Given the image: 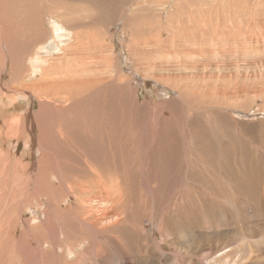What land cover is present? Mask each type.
<instances>
[{"label":"bare ground","instance_id":"bare-ground-1","mask_svg":"<svg viewBox=\"0 0 264 264\" xmlns=\"http://www.w3.org/2000/svg\"><path fill=\"white\" fill-rule=\"evenodd\" d=\"M136 1L137 0H135L134 3H136ZM169 1L165 2L163 0L162 2L160 0L159 2V0H156L155 2L153 1L152 5H149L151 10L154 11L153 13H157L160 7H162L161 9H164L169 6L170 10L166 15L167 19H165L167 22H164L163 16L158 14V23L155 22L157 26L152 28L148 24L150 32L154 30L156 33L152 35L149 32L152 36L149 35L150 37L144 38L139 37L140 40H137L136 42L134 40L135 43L130 47L131 50L129 52L133 53V59L136 62L135 68L137 72L134 67V71L129 72V74L124 72L123 68H121V57L117 53H114L112 47L104 45L101 40L95 42L92 37H89L92 38V41H86L85 38H87L88 35L86 30H84L82 25H80L82 22L78 20L80 18L76 15L78 17V22L73 26L67 21L68 18L66 17L65 12L50 11L49 13V22L50 24H53V33L48 35L50 36V39H54L55 35H58L67 36L66 40H70L58 49L60 51V55L57 54L58 56H54L49 54L52 53V49L47 50L49 47L48 43H45L44 38L47 33L43 31H35V24L33 25L32 23L31 25H33V28L29 29L33 31L32 34L37 33L41 37L42 41L35 45L30 55L25 56L24 61L22 58L20 61L18 60L17 63L20 64V67H25L24 64H27L26 66L29 75H33L32 73L42 75V83H39V87L43 85L45 86V84L47 85V82L49 83L48 86L54 87L53 92L50 87L47 90L48 94L49 92L53 93L52 99L45 101L44 99H47L48 95L46 96L43 94V96H41V103L46 106L44 107V112L49 111L50 109L56 118L63 119L60 122L61 127L59 126L62 131V136L57 135V132L60 131H54L55 137L52 142L53 148L50 144H43L40 137L35 140L36 145L41 146L42 148L49 146L51 149H57L59 145L64 147L71 146L72 144L76 145V140L73 136L75 134H79L84 137V142L88 146H90L92 142L98 141L103 145V147L109 148V150L111 148L115 149L117 144L114 139V135L119 128V124H121L120 126H122V129L126 130V126L128 124L127 121L133 123L135 120V124L133 127H130L128 134L137 138V140H134L135 149H140L141 157L144 161L141 169L142 177L141 180H139L145 193L144 196L146 195L145 197H148L149 194L157 195V193L160 192L162 194L163 202L168 196L179 197L182 202L181 205L183 204L186 207L187 203H190V206L197 210V207H202L203 204L210 203L207 196L211 198L212 201L215 200L217 202H219L216 200L217 198H230L226 195L221 196L219 194L225 193V191L217 189L218 191L215 192L214 189H216V187L213 186L211 182L206 181L207 177L216 171L222 176L227 177V179L228 176L232 178L231 175H228L223 171V166H221V159L225 153L222 149H244V147H239L233 141L228 132L229 126L225 125L224 121H229L235 118L231 112H233L237 106L244 108L245 104L251 102V100L254 104L259 98H264V0H196L198 3H193V0H183L182 2L184 4L181 2V5L184 7L181 8V10L180 5L177 3L178 0L174 1L172 6L168 5ZM138 7L139 4H134L132 12L133 9H138ZM173 11L179 13L177 17L176 14H173ZM123 12L124 13L121 15L120 22H124L125 24L124 14L127 12L124 10ZM39 14L42 19L39 18V22L37 23L40 25L38 27H43L44 15L43 12H39ZM120 14H122V12ZM64 23H66L65 26L63 25ZM126 24L128 23L126 22ZM81 27L82 30L80 29ZM145 27L143 28L146 29ZM8 28L9 26L5 27L4 24L2 25L1 23L0 47H2L1 49L3 50H5L4 42L7 38L5 36L7 34H11ZM75 28H78L79 30L76 31ZM130 33L134 37L133 39L140 36L137 33L135 34L133 30L130 31ZM165 35H167V37H165ZM62 40L65 41L63 38ZM96 40H99V38H96ZM51 43H53V41ZM90 45H94L93 48L97 49V54H89L91 52L87 50L92 48ZM4 53V51L2 52L0 50L1 63L3 62V66L5 65L6 67L8 64V57L10 58V55L7 56ZM45 54L49 55L45 56ZM18 68L19 67L16 68V71H18ZM131 69L132 68H130V70ZM145 77H150L154 82L170 89L173 95L162 100L154 99L150 95L141 99L138 92L139 87L136 85L135 81L138 82ZM132 83H135L136 86L129 88V85H132ZM21 84V86L25 85L23 83ZM33 84H31L32 87L29 86L30 84L28 86L26 84L23 87L19 86L20 88H17L18 86L14 85H12V88H8L9 91L13 93L16 92L18 95L19 92H28L31 90L36 91L37 95L38 93L41 95V93L46 92L43 88H41V90L44 92H40L41 90L37 91V89H35V85L33 86ZM135 88H137L136 92ZM2 93L3 91H0V97L2 96ZM172 113H177L176 115H178V117L174 119ZM40 117L43 118V115H40ZM22 119L23 118H19L18 120L15 119L14 121L11 119L12 121H9V130L14 135L17 134L16 137L24 136V134H21L22 131H24L22 128L23 124H25L24 122L29 123L30 121L25 118L23 122ZM120 119L122 120L119 121ZM236 119L239 118L236 117ZM38 122L39 120L37 121L36 126H38ZM131 125L129 124V126ZM121 135H124V133ZM122 145L123 147H126L124 142ZM78 148L81 149L80 147ZM245 148L249 149L248 146ZM170 149H180V158L178 161H173V163L168 166L165 163V159L174 154L173 151L169 152V154L172 153L170 156L167 154V151H170ZM196 149H206L211 156H214V154H220L219 160L215 164L202 165L199 163ZM47 158H49V156ZM131 159L132 158H130V160ZM63 161V154L59 157L56 155V164L51 162L52 164L49 163V165L53 166L54 177L58 180L60 187L66 190V197L71 196L75 201L74 204L69 203L67 207L74 209L73 215L75 221H79L84 227H86L89 233L91 232L94 237L103 236L99 229L100 225L105 224V227H107V225L108 227H115L119 224L118 220H115L112 223L110 221H112L115 216L117 217L119 215L116 204L118 202H122L125 190L127 189L124 188L122 181L118 179L119 177H115L111 170L109 172L111 179L108 180L109 174H103V172L99 171L98 168L95 170L93 169L96 175L94 176L96 178L92 181L93 184L81 181H77V184H73L71 183L72 181L69 182L66 179L67 175L65 176V170H63L62 175L61 165ZM112 161L115 165L117 164V161L114 159H112ZM41 162L44 161H40V163ZM87 162L88 160L85 159L84 164L87 165ZM146 162H150L151 169H148ZM136 163L138 162L136 161ZM55 166H57V169ZM37 168H39V172L37 175H34L35 178L33 181L31 180V182L34 185V191L43 194L47 185L45 180H42V175L44 174L40 170L42 169V166L38 165ZM137 171L138 170H136V172ZM45 177H47L46 174ZM151 177L157 179L158 183L155 187L151 185ZM29 188L30 187H28V189ZM249 188L253 189V185ZM75 189L81 193V196L76 193ZM250 189H248V193ZM212 191H214L212 194L213 196L211 195ZM229 195L237 196L238 198L243 197L241 193L236 190L229 193ZM1 196H4V194H1ZM54 198L55 197H53V199ZM31 199H33V197ZM11 201L14 202V200ZM154 204L155 203L153 202V205ZM48 207L50 210H54L56 205L49 201ZM206 207L208 206L206 205ZM82 208H84L85 213ZM221 212L222 204L219 206V213L215 211L218 215H215L214 217H218V219L223 222L225 221V218ZM53 213L54 212L51 213V216ZM82 213L85 214V217ZM10 214L11 212L9 215ZM15 215L16 214H13V216ZM18 217L20 219V216ZM54 218H56V214L52 216V219L43 222L42 227H47L48 232L46 233H49L51 238L50 245L52 247L50 249L52 250L51 254L54 258L52 259V264H65L66 262H69V260H66L64 255L60 256L58 254V247L60 244H58L60 228ZM28 219H30V217ZM188 219H190V215L187 213L185 215V220ZM202 219L203 217L201 216V220ZM206 219L207 220L200 225L211 231L214 222L210 218ZM29 223L30 221L28 224ZM173 223L175 226L186 228L187 231H185V233L198 230V225L195 222L191 225L189 223L184 225L180 220L176 219ZM28 224L26 223L24 226ZM44 230H41V232ZM5 231L6 230H4V232ZM171 232V235L175 236L173 231ZM61 234V236H63L65 233ZM112 239L113 238H111V240ZM163 243L157 240L154 244H152L153 252H150L149 254V258H151L153 253L156 255L155 261L157 264H160V261L166 264H174L178 259H181V262L190 260L192 264L193 261L190 255H197L200 264H218V260L215 256L210 258L212 254L206 256L200 254L199 251L194 252L191 249V246L187 244L186 250L178 247L176 249L173 248L174 252L172 255H169L165 260L161 259L162 254L164 253V248L166 249V245ZM223 245H225V242H223ZM91 247L95 248V246ZM30 248L32 249L31 251L20 249V254H18L21 255V253H24L27 263L42 264V260H44L42 259L44 256L42 245L37 242L35 246ZM65 248L66 247H64V249ZM69 248V253L73 254L74 252H77L76 247ZM93 251H95V249H93ZM170 258L172 259L169 260ZM226 262L228 261L221 258V264H226Z\"/></svg>","mask_w":264,"mask_h":264},{"label":"rangeland","instance_id":"rangeland-1","mask_svg":"<svg viewBox=\"0 0 264 264\" xmlns=\"http://www.w3.org/2000/svg\"><path fill=\"white\" fill-rule=\"evenodd\" d=\"M153 1L155 2L156 0H137L136 3L139 4V7L138 9H133L132 12L134 4L137 5L134 3L135 0H40V2L39 0H0V26L1 23L2 25L4 24L5 27L9 26L8 30H10L11 33L10 35L7 34L5 36L7 37L6 41H8H5L6 43L4 42L5 50L1 49L2 47H0V50L2 52L4 51L5 55H10V58L8 57V64L6 67L5 65L3 66L4 63L2 62V64L0 60V91H3L1 94L2 96L0 97V193L2 195L4 194V196H1L0 194V241L2 240L0 242V264H31L27 263L24 253L19 255L20 249L31 251L32 249L30 247L35 246L37 242L42 245V250L44 251V256L42 258L44 260H42V264H52V259L54 258L51 254L52 250L50 249L52 247L50 245L51 238L49 233H46L48 232L47 227H42V224L43 222L52 219V216L55 214L56 218H54V220L60 228L58 241V244H60L58 247V254L60 256L64 255V258L69 260V262H66L65 264H157L155 261L156 255L154 253L151 255V258H149L150 252H153L152 244H154L157 240L161 241V243L165 241L163 244L166 245V249L164 248V253L161 257V259L164 260L169 255H172L174 249L177 247L186 250L187 244L191 246V249L194 252L199 251L200 254L206 256L212 254L210 258L215 256L218 260V264H221V258H224L225 261H228L226 264H264V98H259L254 104L251 100V102L245 104L244 108L237 106V108L231 112L235 118L229 121H224L225 125L229 126L228 132L233 141L239 147H244V149H222V151L225 153L221 159V166H223V171L226 174L231 175L232 178L227 175V179V177L222 176L217 171L215 173H211L208 177H205H207L206 181L211 182V184L216 187V189H214L215 192L218 191L217 189H220V191H225V193H219L221 196L226 195L230 198H217L216 200L219 201L217 202L215 200L212 201V199L207 196V198L210 200V203L203 204L202 207H197L199 212L195 208L193 209V207L190 206V203H187L186 207L183 204L181 205L182 202L179 197L177 198L175 196H168L163 202L162 194L160 192L157 193V195L149 194L148 197H145L146 195L144 196L145 193L142 189L141 182L139 181L142 177L141 169L142 163H144V161L142 160L140 149H135L134 140H137V138L131 135L134 138L133 139L128 134L130 127L134 126L135 120L133 123L127 121L128 124L126 126V130L122 129V126H120L121 124H119L118 130L120 131L117 130V134L115 133L114 135V139L117 144L115 149L111 148L109 150V148L103 147V145L98 141H94L90 146H88L84 142V137L79 134H75L76 136H73L76 140V145L72 144L68 147L59 145L57 149H51L49 146L42 148L41 146L36 145L35 140L40 137L43 141V144H50L53 148L52 142L53 138L55 137L54 131H60L57 132V135L62 136L60 122L63 119L56 118L50 109L49 111L44 112V107L46 106H44V104L42 105L41 103V96H43V94L46 96L48 95L47 99H44L45 101L52 99L54 87L48 86V82L47 85L45 84V86L43 85L39 87V83H42V75L38 73V75L35 73H32L33 75H29L26 66L27 64H24L26 67L25 68L20 67V64L17 63V61H20L22 58L24 61L25 56L30 55L35 45L42 41L41 37L37 33L32 34L33 31H31L29 28L32 29L33 25L35 24V31L46 32L47 34L44 38L45 43H48L49 48L47 50L52 49V53L49 54L58 56L60 55V51L58 49H60L64 43L70 40H66L67 36L58 35H55L54 39H50V36L48 35L53 33V24H50L49 22V13L50 11L65 12L66 17L68 18L67 21L70 22L69 24L74 26L78 20L80 22L82 21L79 23L82 25L84 30H86L88 35V37L85 38L86 41L93 38L95 42L101 40V42L107 47H112L114 53H117L121 57V68H123L124 72L129 74V72L134 71L136 63L133 59V53L129 52L131 50L130 47L137 40H140L139 37H150L149 35L156 33L154 30L150 32L149 28H155V26H157L156 23H158V14L163 16V21L165 22V19H167L166 15L170 10L169 6L164 9H161L162 7H160L158 11L159 13H153L154 11H152L151 7H149V5L153 4ZM161 1L163 2V0ZM164 1L166 2L169 0ZM174 1L176 0H170L168 5L172 6ZM182 1L183 0L177 1V3L180 5V10L184 7L181 5ZM192 2L195 3L196 0H193ZM123 10L127 12L124 14L125 24L124 22H120L121 15L124 13ZM39 12H43L44 15L43 27H38L40 24L37 22H39V18L42 19ZM121 12L122 14H120ZM174 12L175 11H173V14H176L177 17L179 13ZM76 15L80 19H78ZM126 22L128 24H126ZM32 23L33 25H31ZM63 25L65 26L66 23ZM82 27L80 28L81 30ZM141 27H145L146 29L143 28L142 30ZM129 29L130 31L133 30L135 34L137 33L140 36H137L135 39H133L134 37L131 35ZM75 30L78 31L79 29L75 28ZM95 37L99 38V40H96ZM165 37H167V35H165ZM62 38L65 39V41H63ZM52 41L53 43H51ZM90 47L92 48L87 50L91 52L89 54H97V49L93 48L94 45H90ZM49 54H45V56ZM17 67H19L18 71H16ZM130 68L132 69L130 70ZM138 82L135 81L136 85L139 87L138 92L141 99L150 95L154 99L162 100L173 95L170 89H167L163 85L154 82L150 77L142 78ZM21 83L25 85L27 84V86H31V84L34 83L33 86L35 85V89H37V91H40L41 88H43L46 92L41 90L40 92L44 93H41V95L38 93L37 95L36 91L31 90L32 92H19L18 95L16 92L13 93L9 91V88L13 87L12 85L18 86L17 88L25 86H21ZM135 83L129 85V88L136 86ZM49 87L52 88V92H49L48 94L47 90ZM136 91L137 88H135V92ZM176 114L177 113L173 114L174 119L178 117ZM40 115H43V118L40 117ZM236 117H238L240 120L236 119ZM19 118H23V122L25 118L31 122H24L25 124H23L22 127L24 131L21 133L24 134V136L16 137L17 134L14 135L9 130V121H14L15 119L18 120ZM38 120L39 124L36 126ZM121 120L122 119L119 121ZM129 124L133 125L129 126ZM122 131L124 135H121L123 134ZM123 142L125 143L126 147H123ZM246 146H248L249 149H246ZM171 151H173L174 154L170 153L172 154L171 157L165 159V163L168 166L172 164L173 161L176 162L180 158V149H170V151H167L169 156V152ZM196 152L199 158V163L202 165L215 164L219 160L220 154H214V156H211L206 149H196ZM62 154L64 161L62 163L63 166L61 165V172L63 175V170H65V176L67 175L66 179L69 182L72 181L71 183L77 184V181H81L93 184L92 181H94L93 179L96 178L94 177L96 176L94 170L98 168V170L103 172V174H109L108 180L111 179L109 173L111 170L114 176L119 177L118 179L122 181L124 188L127 189L125 190L122 202H118L116 204L119 215L117 217L115 216L113 220L110 221L112 223L115 220H118L119 224H117L115 227H108V225L105 227V224L100 225L99 229L103 236L101 235L94 237L91 232L89 233L86 227H84L79 221H75L73 215L74 209L67 207L69 203L74 204L75 201L71 196L66 197V190L60 187L58 180L54 177L53 166L49 165V163L56 164V155L59 157ZM48 156L49 158H47ZM130 158L132 159L130 160ZM85 159L88 160L87 165L84 164ZM112 159L117 161L116 165L113 163ZM40 161L44 162L40 163ZM136 161L138 163H136ZM146 163L148 169H151L150 162ZM38 165L42 166V169H40L41 172L44 173L42 175V180H45L47 185L43 194L34 191V185L31 182V180L33 181L35 178L34 175H37L39 172V168H37ZM55 167L57 169V166ZM135 169L138 171L136 172ZM45 174L47 177H45ZM150 181L153 187H155L158 183L157 179L154 177H151ZM252 185L253 189H250L249 187ZM28 187L30 188L28 189ZM248 189H250L249 193ZM234 190L240 192L243 197L238 198L237 196L229 195V193L233 192ZM75 191L79 196H81V193L78 190L75 189ZM214 191L211 192V195ZM19 196L20 198L22 197L24 199H20ZM32 197L33 199H31ZM53 197L55 198L53 199ZM11 200H14V202ZM49 201L56 205L54 210L49 209ZM153 202L155 203L154 205ZM221 204V214L225 218V221L223 222L219 220L218 217H214L215 215H218L215 213V211L219 213V206ZM206 205L208 207H206ZM82 209L84 210V208ZM8 212H11V214L9 215ZM52 212L54 213L51 216ZM84 213H82V215L85 217ZM187 213L190 215V219L185 220V215ZM13 214H16L15 216L17 218L13 216ZM18 216H20V219ZM201 216L203 217L202 220ZM29 217L30 219H28ZM206 218H210L214 222L211 231L200 225L207 220ZM176 219L180 220L184 225H186V223L191 225L193 222H195L198 225V230L185 233V231H187L186 228L174 225L173 222ZM29 221L30 223L28 224ZM25 222L28 224L26 225L27 227L24 226L26 224ZM3 224H6L7 226ZM4 230L6 231L4 232ZM41 230H44V233L41 232ZM171 231H173L175 236L171 235ZM61 233L65 234L61 236ZM111 238L113 239L111 240ZM223 242H225V245H223ZM91 246H95V248H92ZM64 247L66 248L64 249ZM69 247H76L77 252H74L73 254L69 253ZM93 249H95V251H93ZM190 256L192 257V264H200L197 255ZM171 259L172 258L169 260ZM160 264L166 263L160 261ZM174 264H191V261L186 260L185 262H181V259H178Z\"/></svg>","mask_w":264,"mask_h":264}]
</instances>
